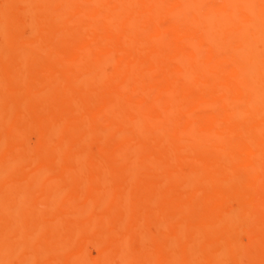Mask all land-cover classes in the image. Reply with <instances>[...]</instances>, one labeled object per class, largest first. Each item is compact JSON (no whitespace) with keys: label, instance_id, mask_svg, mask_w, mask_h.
Here are the masks:
<instances>
[{"label":"bare ground","instance_id":"1","mask_svg":"<svg viewBox=\"0 0 264 264\" xmlns=\"http://www.w3.org/2000/svg\"><path fill=\"white\" fill-rule=\"evenodd\" d=\"M5 1L6 2H2L3 5L6 3L5 6L0 9V24L2 23L1 21L5 22L7 24L6 28L12 29L14 32H8L9 34H13L11 36L9 35L8 39V36L6 37L7 34L3 31L5 34L4 38H7V40L4 39L5 41L0 40L1 44L7 43V45L3 47L7 48L10 45V49L13 50L11 53L21 52V55L22 53L25 54L24 50L26 49V45L28 44L30 47L27 48L31 49V45H36L38 43L37 37L41 35L40 33H43L42 35L44 36L40 39L41 41L44 40L46 48L44 46L42 48L43 50L45 49L44 52H47L48 57L54 60L59 56V61L63 57V59H65L64 62L70 64V66L68 65V68L63 67L65 68L64 70L60 69L59 66V70L56 65L60 64L57 62L58 58L54 60L56 64L52 62L42 64L40 61V63H37L34 59L33 61L37 64H32V66L30 65L31 60H28L30 64H26L27 67L30 65V68L28 67V69L25 68L26 70H22L23 64H20L21 67L19 66V68H16L18 63L13 65L11 60L10 63L15 68L12 69V67H9L11 70L8 69L7 75L9 74L10 78L7 79L12 83L10 86L7 84L9 87L8 89L7 85L5 86L6 83H0V85H2L1 87L5 86L7 89L5 90L0 87L5 91L0 95L4 98V100H1L0 97V104L3 101L2 106L0 105V126L2 124L8 125L9 122L8 124L4 122H6V120L8 121L10 117L14 115L13 112V115L10 117L8 114L14 111L15 108L23 102L26 104L25 102L27 100L31 101L30 96L36 95L37 99L38 94L41 96L47 89L51 90L53 87H51V84L55 82L54 79L58 78V76L59 78L60 76L64 78H61V80L66 79L68 83H73V88L71 89L69 85L66 86V83L63 81L65 83H63V86L66 87L63 88V93L65 94L68 90L69 92L71 91L70 93L72 94L68 92L66 93V97L61 96L62 99H59V95H57L60 102L57 104L58 107H56L57 105L54 106V108L56 107L58 109L56 110L55 108V111L59 114L61 113L60 118L61 115H63L66 117L65 119L61 118V120H59L58 118V120H53L50 117L48 118V116L44 117L42 115L37 119L38 121L33 123V121H28L25 119L26 117H24L22 119L24 122L21 120L19 122L22 123L17 124L18 122L16 121V125L11 123L12 125L10 124L8 126L11 127L5 132L0 128V207H13L18 203V206L15 207V209L19 208L17 216H26L27 221L29 218L28 222L20 221L18 223L15 228L16 232L12 233L9 237V243H7L4 238H7L6 235L8 230H13L14 224H9V226L3 220L4 218H0V264H5V257L8 254L16 255L19 264H22V260L25 261V264H144L143 260L140 261L144 256L143 254V256L140 255L141 252H143V245L142 251L140 252L139 250L140 253L136 252L134 255L132 251L129 254L123 255L122 249L119 250L117 248L120 246L118 241L121 242L120 244H123V240H120L121 238L123 239L125 235H122V233L117 234L119 231L114 232L113 227L110 226L115 222L124 224L122 219H124V217L127 218L128 210L126 211L123 208V210L120 211L123 204L126 205L124 202L125 199H122L123 204H121V198H124L131 188L127 187L128 185L126 182L131 179L132 176L130 178L127 174L129 171L131 172L130 169L134 167V154H136L137 158L138 152L135 153L134 150H138L140 147V149H143L148 146L149 149H152V152H150L151 154L148 152L150 154L148 157L145 155L147 153L144 154V156L147 157H145V162L143 156V161L142 159L139 161V158H137L139 164L141 166L143 165L144 171L146 169L144 164L147 168L148 165L158 166L162 171L164 169H170L172 163L168 164V161L170 162L171 159L168 160L171 156V154H169L170 150H173V155H175L176 152L178 156L177 159L179 162L174 159V163L176 161L178 164L181 163L179 167H176L177 163H175V165L172 163V165L175 166H173V170L176 168V171L170 169V171L164 172L167 175V172H170L168 176L173 175L177 180L174 182L175 185H172L169 189H166L167 187L165 185L166 190L162 188L164 181V177H161L162 172L160 173L161 176L159 175V180L152 179L150 182L151 179L148 175L146 177H149V180L141 177L139 182L135 180L138 183L135 184L137 189L134 188V186L132 188L136 189L139 194L137 195L135 191L134 193L131 191L132 193L130 192L129 194H131L132 197H138L139 195L142 197V195L145 196L147 194L149 199V196L152 195L151 198L154 199V205L152 204V206L151 203H149L151 207L147 203L149 205V207L147 205L148 208L146 207L148 212L153 211L152 213L154 214V212L159 213L158 211H163L165 208L167 209L170 202L176 198L178 200L183 197L181 193L186 190L184 188L186 185L185 182H190V184L194 182L192 185L189 184L191 187L187 184L192 191V188H196L202 183L203 176H206L204 174L211 172L208 175L212 176V178L210 177L209 179H211L212 182L217 181L218 184H220H217L218 187L235 184L236 187L231 189V191L236 189L235 192H228H230L231 195H233V192L235 193L233 196L236 199L237 205L234 210H231L232 208L230 207V211L229 207L225 204L226 202L219 197V193L223 194L225 190L223 189L221 192V189H219L220 191H217V197H219L218 202L216 200V204H211L212 206L207 205V207H205L208 208L210 206L208 209L211 211L216 206L215 209L217 212L212 210L215 213H208L213 214V218L214 215L217 217H224L222 218L224 220L225 217H231V220L236 217V222L239 216L248 213L254 214L257 219L259 217L261 221L260 224L257 225L258 227L255 226L256 228L254 231L252 230L253 232L247 233L248 235L250 234L248 241L251 240L252 242L253 240V242H259L261 243V247H264V0ZM23 1L30 4L29 6L31 9H28L29 6H25V3L24 6L26 8L22 7L23 5L20 4H23ZM18 2L21 3L17 4ZM16 4L18 5L17 9L14 8ZM19 6L24 8V11H22V9L20 12L18 11L19 13H15L19 9ZM25 9L32 12L30 13L29 11L28 15ZM12 10L13 12L15 11L13 16L15 15L16 17L19 14V18L20 16L22 17L21 20L19 18L16 19L20 21L19 25H21V28H18L19 22H16L15 17L12 16ZM21 12H26L22 14L25 17L26 15L29 17H26L27 19L23 18V16L20 15ZM23 19L27 21L25 22ZM41 21H45L47 25L45 24L46 27L44 31L41 29L43 32H40L41 30L38 29L40 32L39 35H37V33L34 34L37 38L35 39L37 43L35 44V42H33V37H30L32 39H25L21 31H24L26 27L32 30L33 26L39 24ZM24 22L25 24L22 25ZM34 22H36L35 25H33ZM1 26L0 28H2ZM3 32H1L2 36H0V38L3 37ZM44 32L46 34H44ZM29 40L31 42L30 44ZM39 43L41 44V42ZM39 43L36 45L37 47ZM40 48L38 50L39 52L41 51ZM0 49L2 51L4 50L2 48ZM28 50L26 49L27 52L30 51ZM8 52L9 51H7V53ZM30 53L31 52H29V54ZM1 54H3V52ZM1 54L0 56L3 57L6 53H4L3 56ZM116 54L121 56V59L119 58V61L116 60V63L113 62L117 64L115 65L116 74L112 76L113 78H108V80L105 76L106 74L104 75V69L108 66V57L114 56V58H116ZM9 55L12 54L9 53L6 56L9 57ZM6 56L1 59H7L8 57ZM13 56L16 57V53H14L12 57ZM43 56H45V54ZM49 59L44 62L51 61V59ZM7 60L9 61L10 59L8 58ZM110 61L112 60L110 59ZM1 64L4 65V63ZM5 64L4 66L8 67L7 63ZM62 65H64V63ZM115 66L113 64V67ZM24 67L26 66L24 65ZM21 76L30 78L29 83H23V85L21 83V86L18 84L20 81L16 83L17 79L19 80ZM1 78L3 79V77ZM110 80L112 81L110 82ZM57 82L55 83H57L58 86L61 85L59 81ZM55 86L56 85L53 87L54 89ZM82 88L84 91L81 90ZM60 90L61 87L56 91L60 92ZM2 92L3 91H1V93ZM4 94H6L5 97ZM46 94H44V96ZM40 101L41 100H39V102ZM41 102L44 103L43 101ZM49 103L50 102H48V104ZM56 103H58L57 100ZM37 104L39 103L37 102ZM27 105L24 106L27 107ZM44 105L46 104L44 103ZM39 106H41V104ZM39 106L38 108H41ZM43 107L42 104L41 109H43ZM29 108L34 109L32 105ZM37 109L35 107L34 110ZM3 110L5 111L2 112ZM39 110L40 109H38V111ZM16 111L17 110H15L14 113L18 116L19 114L17 115ZM45 112L48 113L47 110ZM56 112H54L55 115ZM23 113L25 114L24 111ZM52 114L50 113L49 115L51 116ZM91 121L99 123L97 128H93L96 129L93 131L95 133L93 137H95L94 139H96L98 143L93 139L91 140V142L93 141L92 143H97V145H91L93 147L95 146V149L99 146V143H102L105 144L103 148V153L105 155L109 153L114 154L116 151L114 149H112L113 151L109 149L111 144H113H110L111 140H113V138L114 140L118 138L120 139V144L126 142L125 145H119L117 143V147H119L116 150H120L116 152L117 154L119 153L117 157H112V155L109 154L108 160L104 159L106 161H102V158L97 157L98 159H96V154L93 153V148L89 145L88 147L91 148L85 147V149H77L76 142L78 143V139H76L74 143L70 137L72 135L69 133L73 132V134H76L74 131H79L87 122ZM123 133H125L124 141L119 137ZM146 133L148 134V139L152 141H146L144 144L147 138L145 135ZM51 135L58 137L54 139V136L51 137ZM155 135L157 137H155ZM88 136L87 134L86 137ZM153 136L154 140L158 138L161 140L153 141ZM83 138L85 137L83 136ZM137 141L141 142L138 143ZM131 142H137L140 146ZM130 144L134 145V150ZM126 145L130 146L131 150L127 149ZM191 145L194 148V155H191L192 157L189 156V154L188 156H184V152L188 151V147ZM26 146L28 148L31 147L29 150H32L26 151ZM137 146L139 148H137ZM135 147L137 149H135ZM21 150L24 151L22 152ZM126 151L127 153H125ZM128 153H132L129 159L133 162H129L131 160L128 159ZM60 154L63 158L59 156ZM57 155L61 158V160L58 159L59 162L62 163L61 165L59 164L60 167H58L57 171H54L50 169V163L54 160L56 161L55 157ZM132 156L134 158H132ZM93 157L96 159V166L99 164L101 167H104V169H101L104 171H101L103 175L95 173L93 175V171L91 170L92 176L91 173L84 172L86 175L89 174V176L87 177L85 175V177H83V173V175L79 174V171H83L81 170V165L85 159L90 158L92 161ZM138 161L135 162L134 165H138L139 168ZM104 163H107V165L105 164L106 166H103ZM130 165H132V167ZM147 170H149V168L146 169V171ZM158 172L156 174H159ZM175 174L179 175V178H188L184 182L181 178L177 179ZM75 175H82L79 178L77 177L78 180L75 185L74 182H72L73 186L71 184H68L67 187L66 185H64L65 187L62 186L64 182L62 183L61 180ZM153 175L155 174L153 173ZM153 175L151 174V176ZM163 175L165 176V174ZM189 177L191 178L189 179ZM127 178L129 179L127 180ZM155 178L156 177H154V179ZM199 178L201 183L198 182ZM188 179L190 181H188ZM209 179L204 178V180L207 181ZM66 181L68 180L66 179ZM224 182L225 184L222 186ZM193 185L197 186L194 187ZM68 186L71 187L68 188ZM125 186L129 189H125ZM188 187H186L187 190ZM100 188H105V190H102V192L104 191V195H101L103 193H101ZM197 189L198 188H196V190ZM190 190L187 191V193H191ZM126 192L127 194H125ZM192 194L193 193H191V195ZM12 195L19 196L18 198L20 200L16 203H12L10 201L12 198L9 200ZM127 196V198L130 197V195ZM175 196L176 198H174ZM210 197L212 196L210 195ZM148 198L146 202H152V200ZM185 198H187V202L184 200ZM185 198L183 197L182 199L184 201L181 200V202H186V204L191 203L188 196H185ZM17 199L15 201H17ZM143 199L144 198H142V201L144 202ZM206 199H208V197ZM211 199L212 198H210V200ZM100 200L103 201L102 204H99ZM140 200L141 199L138 201ZM193 200L194 198L191 201ZM181 202L179 204H182L184 209L185 204ZM116 204L118 207H120V205L122 207L118 208ZM111 205H115L119 209L118 211V209L114 207V209H117L115 211L118 213L114 212L115 215L113 214L111 218H108V220H111L112 224L109 223V225H111L105 227V223H102V221H100L101 219L99 220L101 223H95L97 217H95L94 212H107L112 215L113 212L111 211L114 209ZM188 206L190 205L188 204ZM204 206H206V204ZM150 207L152 211L149 209ZM131 208L133 209V207L129 209L131 210ZM141 208L137 209L142 212ZM184 210H186V207ZM227 210L232 214H227ZM207 211L206 209L205 211H201L203 212L200 214L202 216L198 215L196 212L197 218L198 216L202 217L201 220L203 223L202 221L199 222L200 217L198 218L199 220H197L199 222L198 224L194 222L196 216H193L195 213L192 214L195 219L188 223L187 227L193 234L194 232L195 234H199V232L202 233L203 231L201 232V230L205 229V226L208 225L209 219L212 218V216H210ZM99 212L96 214H99ZM123 212L125 214H123ZM11 215L13 219L16 214L14 213L13 215L12 213ZM203 215L205 217L204 219ZM69 217L73 219V222L69 223L66 229L63 224ZM102 220H104V218ZM126 220L124 219V221ZM142 223L143 221L141 223H136L138 227L133 225L132 229L134 228V230H136L141 227L143 233L140 229L138 234L140 235V232L142 233L141 235L143 237L140 235V238H144L143 240L141 239L142 242L146 241V243H149L147 241L148 236L152 238L153 233L151 232V228L155 226L150 224V222H145L143 223L146 226H144L146 228L145 230V228L142 227ZM65 229L66 231L64 232ZM121 229H124V234H126L125 228L122 227ZM130 229L127 232H131L132 230L130 231ZM169 230L163 229L162 233L163 231L170 233ZM81 231H85L86 233L82 234V238L79 240L78 237H80ZM120 232H122V230ZM224 232L226 231L224 230L223 233ZM63 233L64 235H62ZM159 234L160 233H158L157 238L160 242L163 240L161 242L163 249L160 243H154L159 245V249L155 246L157 251H154V256L156 255L157 258L166 259L170 256L168 252H170L172 248L169 250V245L173 240L170 235V237L167 236L169 237H166L169 240L167 244L168 241H166L167 239L164 240V234H162L161 237H159ZM193 234L191 238L187 240L188 242L186 241L187 244L185 247H180L183 250H178L177 255L173 253L176 257L178 256V260H182V264H188L191 259H198L200 257V253H198L197 256V249L193 247L195 246L193 242L198 241V235L195 237V234ZM244 234L243 236H248L245 231ZM126 235L128 236V234ZM227 236L225 238H227ZM127 238L129 237L124 238V243L129 240ZM234 239H232L233 242H235ZM220 240H222L221 237ZM223 241H220V243ZM238 241L241 243L240 239H238ZM116 243H118V246ZM197 243L199 245V242ZM65 244L68 246L67 249L64 248V246H66ZM115 245L117 248H115ZM234 245L231 247L233 248L232 251L229 249L230 247L228 245H222L223 247L226 246V249L216 254L217 257L220 256L218 258L214 256L216 259L212 258L213 261L210 260L211 264H224L223 260L225 258L223 259V256L225 257L227 254L237 257L238 261L241 256L234 255V249L238 248V245H235V247ZM166 246L169 247L166 248ZM227 246L230 253H227ZM91 249L98 253V255H96V260H92L94 258L92 257L93 255L91 256L90 254L92 252ZM261 249L264 255V249ZM89 250H91L89 253L90 256L87 255ZM129 251L131 250L129 249L128 252ZM181 251L182 253H180ZM111 252L112 258L109 255ZM104 255L107 257L110 256V259H103ZM228 255L226 258L230 257ZM195 256L197 257L195 258ZM152 257L153 256L150 258ZM250 258L251 257H249V259ZM240 260L238 264H246L244 262L246 260L242 262H240ZM251 261L253 262L250 264H264V256L257 259L256 262H254L255 259L252 260L251 258Z\"/></svg>","mask_w":264,"mask_h":264},{"label":"rangeland","instance_id":"2","mask_svg":"<svg viewBox=\"0 0 264 264\" xmlns=\"http://www.w3.org/2000/svg\"><path fill=\"white\" fill-rule=\"evenodd\" d=\"M2 2H6V1H5V0H4V1H1V0H0V6L2 5V6L0 7V9H2V7H4L5 4H6V3H5V4L3 5ZM19 3H21V2H18L17 4H19ZM24 3H25V2L23 1V4L21 3L20 5H23L22 7H25V6H29V5H30V4H28V3L26 2V3H25V6H24ZM17 4L15 5L16 7H14V8H16V9L18 8V5H17ZM22 7L19 6V9H18L16 12H15V11H14V12H15V13H19L20 10H22V9H23L22 11H24V8H22ZM25 8H26V7H25ZM28 9H31L30 6H29ZM28 9H25V10H26V12H27L28 15H29V11H30V10L28 11ZM14 10H15V9H14ZM18 11H19V12H18ZM14 12H13V10H12V16H13V14H15ZM26 12H24V13H26ZM31 12H32V11H30V13H31ZM22 13H23V12H21L20 15H22L23 18L27 19L26 17H29V16L26 15V14H25V15H26V17H25V16L23 15L24 13H23V14H22ZM13 17H15V15H14ZM17 18H19V14L15 17V20H16ZM19 19L21 20L22 17L20 16ZM19 19H18V20H19ZM1 20H2V19H1ZM23 20H24V19H23ZM24 21H25V20H24ZM26 21H27V20H26ZM26 21H25V22H26ZM1 22H2L3 24L1 23L0 26L2 25L1 27H2V28L4 27V28H3V29L0 28V36H2V35H1L2 33H1V32L5 31V34H7L6 37L8 36V39H9V35L11 36V35H13V34H9L8 32L13 33L14 30L9 29V28H6L7 24H6L5 22H3V21H1ZM16 22H19V23H18V26H19L18 28H21V25H19V24H20V21H17V20H16ZM25 22L22 23V25L25 24ZM36 22H37V21H36ZM36 22H34L33 25H35ZM43 22H44V25H45V24H46L45 21H41V22H39V24H40L41 27L39 26V24H36L35 26H33V29H32V30H31V28L28 29V28L26 27V28H24V31H21V32H23V34H24V36H25V39H28V38H30V37H33V39L30 38V39L33 40V42H35V39H37V38L40 40V41H39V40L37 39L38 43L41 42V44L39 43L38 47L36 46V45L38 44L37 42H35V44L37 43L36 45H34V46L31 45V46H32V47H31L32 50H31L30 48H27V47H30L28 44H27L28 46L26 45V49H27V50L29 49L30 51H29V50H28V51L31 52L30 54H29V52H27L26 49H25V50H24V51H25V54L22 53V55H21V52H20V53H18V52H14V53H16V57L13 56V57H14V58H13L12 55H13L14 53H11V51H13V50L10 49V45L8 44L9 47L4 48L3 46H4V45L6 46L7 43L5 42L6 44H1V42H0V44L2 45V46L0 45V48H2V49L5 50V51H4V50L2 51V50L0 49V50H1V51H0V54L3 52V54H1V55L3 56L4 53H6L3 57H5L6 55H8L9 53L12 54V55H9V57L6 56V57H8V58L10 59L9 61L7 60L8 58H7V59L5 58L6 60H5V59H1V58H3V57L0 56V60L2 61V62L0 61V78L3 77L4 80H7V81H8V82H7V81H4V80L1 78L2 80L0 79V80H1L0 83H1V82L6 83L5 86H6L7 84L10 86V84L12 83V82L10 83V82H9L10 80L7 79V78H10V77H9V74L7 75V71H8V69H10L11 67H12V69L15 68V67L12 66V64L10 63L11 60H12L11 62L13 63V65H14V64L16 65V64L18 63L16 68H19L20 64H21V65L23 64V65H22L23 68H21L22 70H24L25 68L28 69V67L30 68V65H32V64L34 65L36 62H37V63H40V62H41L42 64H48V63H50V62L55 63L56 61H54V60L57 59V58H58V59H57V60H58L57 62L60 63V64H56V63H55V64L58 66V69H59V66H60V69H63V70H64L65 68H68V67L70 66V64H68V63L66 64V62H64L65 59H63V57L61 58L63 61H62L61 59H60V61H59V58H60L59 56H57V58L54 57L55 59L52 60V58L48 57L47 52H46V53L44 52L45 49L43 50V48H42L43 46L45 47L44 40L41 41V39H40V38H41L42 36H44V35H42L43 33H40V32H43V31H44V29H45V27H46L47 24L44 26V25H43ZM4 23H5V25H4ZM37 25H38L39 27H38ZM42 26H43V27H42ZM22 27H23V26H22ZM29 27H30V26H29ZM4 29H5V30H4ZM38 29H39V30L42 29L43 31L41 30V31L39 32ZM6 30H7V31H6ZM22 30H23V29H22ZM30 30H31V31H30ZM12 31H13V32H12ZM34 31H35V32H34ZM33 32H34V33H33ZM32 33H33V34H32ZM36 33H37V35H39V33H40L41 35H39V36L36 38V36L34 35V34H36ZM5 34H4V32H3V37L0 38V40H4V39L7 40V38H4V35H5ZM44 34H46V33L44 32ZM21 35H22V33H21ZM53 37H54V36H53ZM5 40H4V41H5ZM9 41H10V40H9ZM9 41H8V42H9ZM2 43H3V42H2ZM30 43H31V42H30V40H29V44H30ZM40 45H41V46H40ZM46 45H47V44H46ZM33 47H35V48H37V49H35V48H33ZM40 47H41V48H40ZM39 48H40V50H41L42 52H41V51H40V52L38 51ZM45 48H46V47H45ZM6 50L9 51V52L7 53ZM34 50H35V52H34ZM37 51H38V52H37ZM26 52H27V53H26ZM33 53H34V54H33ZM35 53H36V54H35ZM23 54L26 55V56H24ZM32 54H33V55H32ZM44 54H45V56H43ZM46 54H47V55H46ZM46 56H47L48 58H47ZM49 56H50V55H49ZM43 57H44L45 59H44ZM115 57H116V58H114V56H113V57H112V56L108 57V61H107V62H108L107 65H108V66H106L105 69H104V75L106 74L105 76H106L107 79H108V78L111 79V77H112L114 74H116V69H115L116 66H115V65H117V64H115V63H116V60L119 61V58L121 59V56H119L118 54H116ZM12 58H13V59H12ZM16 58L18 59V61H17ZM29 58H30V59H29ZM49 58L51 59V61H47V62L45 63L44 61H46V60L49 59ZM109 58H110L112 61H110ZM34 59H35V60H34ZM38 59H39V60H38ZM40 59H41L42 61H41ZM50 59H49V60H50ZM13 60H14L15 62H14ZM28 60H29V61L31 60V64H30V62H29ZM33 60L36 61V62H34ZM37 60H38V61H37ZM66 60H67V59H66ZM113 60H115V61H113ZM39 61H40V62H39ZM8 62H9V65H8ZM28 62H29V63H28ZM32 62H33V63H32ZM68 62H69V61H68ZM109 62H112V63H109ZM113 62H115V63H113ZM1 63H4V65H6L5 63H7V66H8V67H5V66H4L3 64H1ZM26 63H27V64H30V65H28V67H27V64H26ZM37 63H36V64H37ZM61 63H62V64L64 63V65H62ZM70 63H71V62H70ZM113 64H114L115 67H113ZM24 65H25L26 67H24ZM33 65H32V66H33ZM68 65H69V66H68ZM71 65H72V64H71ZM1 66H4V67H1ZM9 67H10V68H9ZM20 67H21V66H20ZM63 67H65V68H63ZM4 68H5V69H4ZM26 69H25V70H26ZM60 69H59V70H60ZM4 70H6V71H4ZM10 70H11V69H10ZM105 71H106V73H105ZM1 72H2V73H1ZM4 72H5V73H4ZM8 73H9V72H8ZM4 75H5V76H4ZM6 75H7V77H6ZM105 76H104V77H105ZM4 77H5V78H4ZM114 77H115V76H114ZM61 78H63V77L60 76V78H59V76H58V78H56L57 80L54 79L55 82L59 81V84H61V85H59V86H58V84H57L58 82L55 83V82L52 81L53 84H51V87H52V86L54 87V85H56V86H55V89H54L53 87H52L53 89L50 87L51 90L47 89V90L45 91L47 94H46L45 92H43V94H41V96L38 94L39 96L37 95V99H36V95H32V96H30V97H31V101H30V100H29V101L27 100L28 102L26 101V102H25L26 104H24V102H23V103L21 104V105H23V106L19 105L17 108H15V110H17V111H16V112H17V115L19 114L18 116H16V114L14 113L15 110H14V111H11V112H10L11 114L9 113L8 116L10 117L11 115H13V114H14V115L11 116L10 119H9V117H8L9 120H8V121L6 120L7 123L4 122L5 124H8V122H9L8 125H4V124H2V125L0 126V128H2V131L5 132V131H7V129L9 130V128H10L11 126H10V127H8V126H9L11 123H12V124L14 123V124L16 125V121H17V122H18L17 124H19V123H20L19 121H21L24 117H26L25 119L28 120V121H31V122L33 121V123H34L35 121H38L37 119H39L40 116H42V115H43L44 117H47V116H48V118L50 117V118L53 119V120H58V118H59V120H61V118H64V119H65L66 117H64L63 115H61V118H60V114H61V113L59 114L58 112H56V111H55V108L58 107L57 104H59V102H60L59 99H62L61 96H62V97L65 96V97H66V93L69 92V91L67 90L65 94L63 93V91H64L63 88H66V87L63 86V83L65 82V83H66V86H68V85L71 86V89L73 88V83H71V82L68 83V81H67L66 79H65V80H61ZM106 78H105V79H106ZM112 78H113V77H112ZM27 79H28V81H27ZM63 79H64V78H63ZM107 79H106V80H107ZM109 79H108V80H109ZM22 80H23L24 82H23ZM29 80H30V78L25 77V76H21V77H19V80L17 79L16 83H18V81H20L18 84L20 85V84L22 83V85H23V83H25V84H26V83H29ZM26 81H27V82H26ZM63 81H64V82H63ZM111 81H112V80H110V82H111ZM106 82H107V81H106ZM65 83H64V84H65ZM107 83H108V82H107ZM8 85H7V89L9 88ZM1 86H2V85H0V87H1ZM3 86H4V85H3ZM5 86H4V87H1V88H4L5 90H7ZM20 86H21V85H20ZM57 86H58V87H57ZM23 87H24V86H23ZM60 87H61L60 92H59V91H56V90L60 89ZM1 88H0V89H1ZM56 88H57V89H56ZM65 90H66V89H65ZM81 90L84 91L83 88H82ZM1 91H3V92L1 93ZM51 91H52V93H51ZM61 91H62V92H61ZM4 92H5V91H4L3 89H1V90H0V95H2ZM55 92H56L57 94H56ZM70 92H71V91H70ZM70 92H69V94H72V93H70ZM53 93H55V94H53ZM44 94H46V95L44 96ZM61 94H64V95H61ZM5 95H6V94H4V97H5ZM55 95H56V96H55ZM57 95H59V99H58V96H57ZM67 95H68V94H67ZM42 96H43V97H42ZM0 97H1V96H0ZM32 97H34V98H32ZM44 97H45V98H44ZM38 98H39V99H38ZM5 99H6V98H5ZM29 99H30V98H29ZM45 99H46V101H45ZM1 100H4V98L1 97ZM1 100H0V101H1ZM7 100H8V99H7ZM39 100H41V101H43V102L45 101L44 103H45L46 105H44V103H42L41 101L39 102ZM56 100H57L58 103H56ZM51 101H52V102H51ZM2 102H3V101H2ZM2 102H1V104H0L1 106H2ZM37 102H38L39 104H37ZM48 102H50V103L48 104ZM27 103H28V105L31 104V105L33 106L34 109H35V107H36V109H37L38 106H39L40 104H41V106H39V107L42 108V104H43L44 107L46 106L45 109L47 108L46 110H47L48 113L45 112L46 110L44 109V107H43V109L38 108V109H40L41 111H40V110L38 111V109H37V110L30 109L29 107H30L31 105L28 106ZM55 103H56V104H55ZM50 104H51V105H50ZM54 104H55V105H54ZM24 105H25V106L27 105V107H25ZM47 105H48L49 107H48ZM56 105H57V106H56ZM20 106H21V107H20ZM50 106H51V107H50ZM54 106H56V107L54 108ZM24 107H25V108H24ZM52 107H53V108H52ZM18 108H21V109L23 108L22 110L25 112V114L23 113V111H22L21 109H18ZM25 109L27 110V112H26ZM33 110H34V111H33ZM43 110H45V111H43ZM56 110H58V109L56 108ZM4 111H5V110H3L2 112H4ZM19 111H20V113H19ZM21 111H22V112H21ZM0 112H1V111H0ZM12 112H13V114H12ZM39 112L42 113V114H40ZM54 112H56V115H55ZM21 113H23L24 115H23V114L20 115ZM44 113H45L46 115H45ZM50 113H51V114L53 113L51 116H53V115H55V116L51 117V116L49 115ZM0 114H1V113H0ZM67 116H68V115H67ZM20 117H21V118H20ZM41 118H42V117H41ZM54 118H55V119H54ZM12 119H13V120H12ZM62 120H63V119H62ZM12 121H13V122H12ZM22 121L24 122V120H22ZM92 122H93V123H92ZM21 123H22V122H21ZM21 123H20V124H21ZM90 123H91V125H90ZM12 124H11V125H12ZM98 124H99V123L96 122V121H95V122H94V121L87 122V123L85 124V126H84L85 128L82 127V128H81L82 130H81V129H80L81 131L79 130L80 132H79L78 130L74 131V133H76V134H73V132H70L69 134L72 135V136H70V135H69V136L72 138V141H74V143L76 142V139H78V140H77L78 143L76 142V144H77V149H80V148H81V149H85V147H86V148H91V147H92V148H93V153L96 154V156L94 155V156L96 157V159H98V158H102V161H103L104 159L108 160V155H109V154H111L112 157H113V156H114V157H115V156L117 157V156L119 155V153H118V154L116 153V152L118 151V150H116V149L119 147V146L117 147V145H118V144H119V145H123V144L125 145V143H126V142H125V143L123 142V144H120V139H118V138H115L116 140H114V138H113L114 141L111 140V142H110V144H111V143H113V144H111L112 148H111V146H110L109 149H110V150L114 149V150L116 151L114 154H113V153H109V154L105 155V154L103 153V148H104V145H105V144L99 143V146H98L96 149H95V146H94V147L91 146V145H94V144L97 145V143H98V141H96V139H94L95 137H93L94 134H95L93 131L96 130V129H93V128H97ZM93 125H94V126H93ZM5 126H7V127H5ZM86 126H87V127H86ZM84 129H85V130H84ZM0 130H1V129H0ZM55 131H56V130H55ZM89 131H90V132H89ZM53 132H54V131H53ZM81 132H82V133H81ZM91 132H92V133H91ZM56 133H57V131H56ZM90 133H91V135H90ZM0 134H1V131H0ZM78 134H79V135H78ZM81 134H82V135H81ZM87 134L89 135V136H88L89 138L86 137ZM124 134H125V133H123L122 135L119 136L121 139H123V141L125 140V139H124V138H125ZM55 135H56V134H55ZM57 135H58V133H57ZM75 135H76V136H75ZM145 135L147 136V138L145 137L146 140H145L144 144L146 143V141H148V142L152 141L151 139H148V134H147V133H146ZM149 135H150V134H149ZM156 135H157V134H156ZM156 135H155V137H157ZM53 136H54V135H51V137H53ZM73 136H74V137H73ZM78 136H79V137H78ZM83 136H84L85 138H83ZM151 136H152V135H151ZM57 137H58V136H57ZM57 137L54 136V139L57 138ZM74 138H75V140H74ZM142 138H143V136H142ZM150 138H151V137H150ZM160 138H161V137H160ZM79 139H80V140H79ZM84 139H85V140H84ZM92 139L95 140L97 143H96V142L92 143V142H93V141L91 142ZM140 139H141V138H140ZM143 139H144V138H143ZM152 139H153V141L161 140V139H159V138L156 139V140H154V136H153ZM80 141H81V142H80ZM116 141H118V142H116ZM141 141H142V139H141ZM141 141H139V142H141ZM127 142H128V141H127ZM137 142H138V141H137ZM137 142H136V143L134 142V143H135V144H138L139 142H138V143H137ZM32 143H33V142H32ZM90 143H91V144H90ZM117 143H118V144H117ZM128 143H130V142H128ZM128 143H127V144H128ZM131 143H133V142H131ZM134 143H133V144H134ZM30 144H31V142H30ZM114 144H115V145H114ZM88 145L91 146V147H88ZM130 145H131L132 149L134 150V148H133L134 145H132V144H130ZM135 146H136V145H135ZM138 146H140V144H138ZM138 146H137V148H139ZM191 146H192V145H191ZM191 146L188 147V149H189L188 151H185V152H184V154H183L184 156H185V155L188 156V154H189V156L194 155V148H193V146H192V148H191ZM26 147H27V146H26ZM114 147H116V148H114ZM143 147H144V146H143ZM148 147H149V146H148ZM148 147L143 148V149H140V148H141V147H140L138 150H134L135 153L138 152V153H137V158H139V161H141L142 156H143V157H144V162H145L146 158H147L148 156H150V154H151L150 152H152V151H151L152 149H149ZM29 148H31V147H29ZM29 148L27 147L26 151H31V150H32V149L29 150ZM126 148L131 150L130 146H128V145H126ZM137 148L135 147V149H137ZM94 150H95V151H94ZM97 150H98V151H97ZM149 150H150V151H149ZM192 150H193V151H192ZM21 151H22V150H21ZM23 151H24V150H23ZM23 151H22V152H23ZM112 151H113V150H112ZM119 151H120V150H119ZM119 151H118V152H119ZM127 151H128V150H127ZM127 151H126L125 153H127ZM142 151H143V152H142ZM148 152H149L150 154H149ZM120 153H121V152H120ZM129 153H130V152H129ZM129 153H128V154H129ZM145 153H147V154H149V155H147V154H145ZM185 153H186V154H185ZM97 154H98V156H97ZM123 154H124V152H123ZM138 154H139V155H138ZM144 154H145L147 157L144 156ZM169 154H171V156L168 158V160H169L170 158H171V159H170V162L168 161V164L171 163V162L174 163V159H175V160H178V159H177L178 156H177V153H176V152H175V155H173V150H170V151H169ZM62 155H64V154H62ZM125 155H126V154H125ZM130 155H132V153L128 155V156H129L128 159L131 158ZM59 156L61 157V154H60ZM59 156H58V155L56 156V157H58V158L55 157L56 161L54 160L52 163H50V164H51V165H50V167H51L50 169H51V170H54V171L56 170V171H57L58 167H60L59 164L61 165L62 162L60 163L58 159L61 160V158H63V156H62L61 158H60ZM64 156H65V155H64ZM99 156H100V157H99ZM106 156H107V158H106ZM134 156H135V160H136V159H137V158H136V154H134ZM176 156H177V157H176ZM95 157H93V160H92V161H91L90 158L85 159V161L83 162L84 164L82 163V165H81V166H82V169L80 168V169L83 170V171H82V172L79 171V172H80L79 174H82V173H83V174H84L83 177H85V175H86L85 173H87V172H88V173H91V172L93 171V172H92L93 175H94V173H95V174H98V175H100V174L103 175L102 172H104V171L101 170V169H104V167H101L98 163H97V164H98L101 168H100L98 165H97V166L95 165V164H96V163H95V161H96ZM97 157H98V158H97ZM104 157H105V158H104ZM145 157H146V158H145ZM174 157H175V158H174ZM191 157H192V156H191ZM132 158H134V157L132 156ZM113 159H114V158H113ZM87 160H88V161H87ZM100 160H101V159H100ZM106 160H104V161H106ZM115 160H116V158H115ZM129 160H131V159H129ZM135 160H134V162H133L132 160L129 161V162H133V166H134V167H132V165H130V166L132 167L131 169L129 168L130 166L128 167V168L131 170V172H130V171H129V172L127 171V172H128L127 176L129 175L130 178H131V176H132V178H131L132 180L129 179V178H127V180L129 179V180H128L129 182H128V181L126 182V184L128 185V186L126 185L127 187H129V188L131 187V188H132V187L134 186V188H136V187H135V184H138L137 182H139L140 177H141V178H144V179L146 178V180H149L148 178L150 177V179H151L150 182L152 181V179H153V180H159V178H160V176H161V174H160L161 172H162V176H161V177H164V178H163L164 181H163V184H162V188H164V190L169 189L172 185H175L174 182L177 181V180L175 179V176H173V175L168 176V175H170V172H167L168 175H167L166 173H164V172H166V171H170V169L173 170V166L175 165V163H177V164H176V167H179V166L181 165V163L178 164L179 160H178V162L176 161V162L174 163V165H172V163H171L170 169L168 168V169L166 170V169L163 168V169H164L163 171L160 170V169L158 168V166H149V165H148L149 170L146 171V169H148V168H147V166H146L145 164H144V166L146 167V169H145V171H144V169H143V167H142L143 165L141 166V165L139 164L138 159H137L136 161H135ZM62 161H63V160H62ZM137 161H138V164H139V168H138V165H137V166L134 165V163L137 162ZM142 161H143V159H142ZM93 162H94V164H93ZM140 163H142V162H140ZM101 164H102V163H101ZM105 164L107 165V163H104L103 166H106ZM136 164H137V163H136ZM87 165H88V166H87ZM150 165H151V163H150ZM93 166H94V167H93ZM167 166H168V165H167ZM90 167H91L92 169H91ZM98 167H99V168H98ZM151 167H153V168H151ZM174 167H175V166H174ZM84 169H86L87 171L84 170ZM129 169H128V170H129ZM150 169H151V170H150ZM155 169H156V171H155ZM91 170H92V171H91ZM96 170H97V171H96ZM142 170H143V171H142ZM157 170H158L159 172H158ZM174 170L176 171V168H174ZM174 170H173V171H174ZM101 171H102V172H101ZM84 172H85V173H84ZM99 172H100V173H99ZM134 172H135L136 174H135ZM157 172H158L159 174H156ZM207 172H209V171H207ZM92 173H91V176H92ZM142 173H143V174L145 173V174L143 175ZM146 173H147V174H146ZM153 173H154L155 175H153ZM171 173H172V171H171ZM175 173H176V172H175ZM204 173H205V172H204ZM210 173H211V172H209V173H205V174H204V175H206V176H203L202 183H201V180H200V178H201L202 176L199 178L200 181L198 180V182L201 183V184H199L200 186H199L198 183H197V185H198L199 187H198L197 185H195V186L193 185L194 187L197 186L196 188H198L197 190H196V188H192V191L195 190L196 192H195V191L192 192V191L190 190V187H191L190 185L194 184V182L191 183V184H190V182L187 183V182H185V180H186L188 177L185 178V179H183V178L180 177L181 180L183 179L182 181H184V182L186 183V185L184 184V185H185L184 188L186 189V190H185L186 193H185V191H183L181 194H182V196H183L184 198H185V196H186V197H187V196L189 197L191 203H188V204H189L190 206H188V204H186V202H187V201H186L187 198L184 199L186 202H181V200H183V199H182L183 197L181 196L182 198H181V199H178V200H180V201H178L177 198H176V196H175L174 198H176V199H174V200H176V201L173 200V201H172L173 203L170 202V204L173 206V208H172V206L169 204V206L167 207V209L165 208L166 211H165V210H163V211L161 210V211H158L159 213H157V212L155 213V212H154V214L157 216V217H156V216L152 213L153 211H152V208H151V207L154 205V204H153L154 199L151 198L152 195L149 196L150 199L148 198V195H147V194H146L147 196H146V195H145V196L142 195V197H141V196L139 195L138 197H136V196H135V197H132L131 194H129L131 191H132L133 193H134V191H135L137 195L139 194V192L136 191L137 188H136V189H134V188L131 189V188H130L129 193L127 194V192H126L125 194L130 195L131 198H130V197L127 198V197H128L127 195L124 196V198H123V197L121 198V204H123L122 201L125 199L124 202H125L126 205L123 204V207H122V206L119 204L120 207H122V209H121L120 207H118V205H117L118 203L116 204L117 207L120 208V211H122L123 208H124L126 211L128 210V212H127V216H126L127 218H125V217L123 216L125 220L127 219V220H126L127 222L124 221V219H122V222H124V224H122V223L120 224L119 222H118V223L115 222L116 224H115V223L112 224V223H111V220H110V219L108 220V218H111V216H113L114 212H116L115 210L118 209L115 205H114V206L111 205L113 209H114V207L117 208V209H114L113 211L110 210L111 212H113L112 215H111V213L108 214L107 212H105L106 214H105L104 212H99V211H97V212H99V214H96L97 212H94L95 217H97V219L95 218L97 221H96V220H94V221H96L95 223H98V222L101 223L100 221H102V223L104 222L105 225H104V224H103V225H104L105 227H106V226L109 227V226L112 224V226H110V227H113L114 232H117V231L120 232V231L122 230V232H120V233L117 232V234H121V233H122V235H125L124 238L129 237V238H127V239H129V240L126 241L125 243H124V241H125L124 238H123V239L121 238L120 241L123 240V244H120L121 242L118 241V243H119V245H120V246H118V243H116V245L118 246V248H117V246L115 245V248H117V249H119V250L122 249V254H123V255H124V254H129V253H131L132 251L134 252V255H135L136 252L140 253V252L142 251L141 249L144 247V248H145V249L143 248V252H144V253L141 252V254H140V255L143 254L144 256H143V255H142L143 257H142V256H139V257H142L140 261L143 260V263H144V264H150V263H151V264H153V263H154V264H179V263L182 264V260H180V259L178 260V258H177L178 256L176 257L175 255H177L178 250L180 251V249H182V248L185 247V245H186L187 242H188L187 240H189V239L191 238L192 234H193V233L188 229V227H187V224H188V223L194 221L195 217L193 218V216H194V215L196 216L197 214H198V215L202 214L203 212H201V211H203V210L205 211V209L208 210L207 213H208V212H212V213H213L214 211H212V210H215V212H217V210L215 209L216 206H215V208L212 209L211 211L208 209L210 206H209L208 208H205V207H207V205H211V204L214 205V204H216V200H217V202H218L219 197H220V199H223L224 202H226L225 204H226V206L229 207V210H230L231 208H232L231 210H234L235 207H236V205H237V204H236V203H237V202H236V199H235V197L233 196V195H235L234 192H235L236 189H235V190H232V191H234V192L232 193L233 195H231V193H230V192H232L231 189H233V187H236L235 184H233V185L229 184V185L227 186V185H224V184H225V182H224V183H222V186L224 185L225 187H224V186H223V187H221V186L218 187V185H220V184H218L217 181H215V182L213 181V182H212L211 179H209L210 177L212 178V176H209V175H208V174H210ZM83 174H82V175H83ZM138 174H139V175H138ZM141 174H142L143 177L141 176ZM151 174H152L153 176H151ZM163 174H165V176H164ZM173 174H174V172H173ZM82 175H80V176H82ZM147 175H148L149 177H146ZM157 175H158V176H157ZM159 175H160V176H159ZM166 175H167V177H166ZM175 175L177 176V177H176L177 179H180V178L178 177L179 175H177V174H175ZM80 176L75 175V176H72V177H68V178H66L68 181H66V179H65V180H61L62 183H63V182H64V183L62 184L61 181H60V183L62 184V186L66 185V187H67L68 184H69V185L71 184V185L73 186L72 182H74V185H75V184H76V181L78 180V178H79ZM86 176L88 177L89 174L86 175ZM96 176H97V175H96ZM208 176H209V177H208ZM77 177H78V178H77ZM137 177H138L139 179H138ZM154 177H156V178L154 179ZM165 177H166L167 179H166ZM206 177L209 179L208 181L211 183V185H210V183H209L207 180H204V178L207 179ZM72 178H73V179H72ZM190 178H191V177H189V179H190ZM133 179H134V180H133ZM189 179H188V181H190ZM135 180H136L137 182H136ZM141 180H142V179H141ZM143 181H144V180H143ZM169 181H170V182H169ZM179 181H180V180H179ZM194 181H195V180H194ZM131 182H132V183H131ZM145 182H146V181H145ZM148 182H149V181H148ZM172 182H173V183H172ZM184 182H183V183H184ZM195 182H196V181H195ZM216 182H217V183H216ZM165 183H166V184H165ZM206 183H207V185H206ZM214 183H215V184H214ZM230 183H231V182H230ZM131 184H132V185H131ZM187 184H188V185L190 184V185H189L190 187H188ZM195 184H196V183H195ZM217 184H218V185H217ZM164 185H165L167 188H166ZM126 186H125V189L127 188ZM216 186H217V187H216ZM64 187H65V186H64ZM69 187H71V186H68V188H69ZM137 187H138V186H137ZM186 187H188V190H187ZM227 187H228V188H227ZM129 188H127V189H129ZM165 188H166V189H165ZM199 188H200V189H199ZM201 188H202V189H201ZM215 188H216V189H215ZM100 189H101V188H100ZM103 189L105 190V188H103ZM103 189H101V193H103V194H101V195H104V191L102 192ZM212 189H213V190H212ZM219 189H221V192H222L223 189H224V190H225V193H223V194H222V193H219L220 195H219V197H217V195H218V194H217V191L219 192V191H220ZM164 190H162V191H164ZM182 190H183V189H182ZM189 190H190L191 193H193L192 195H191V193H187V191H189ZM198 190H199V191H198ZM226 191H227V192H226ZM228 191H230V192H228ZM132 192H131V193H132ZM137 192H138V193H137ZM228 193H229L230 195H229ZM187 194H188V195H187ZM194 194H195V195H194ZM212 194H213V195L215 194L216 196L214 195V196H215V197H214ZM221 194H222V195H221ZM134 195H135V194H134ZM134 195H133V196H134ZM184 195H185V196H184ZM203 195H204V196H203ZM210 195H211L212 197H210ZM195 196H196V197H195ZM221 196H223V197H221ZM229 196H230L231 198H230ZM16 197L18 198L19 196H16V195L14 196V195H12V196L9 198V200L12 198L10 201H11L12 203H14V202L16 203V202H18V201L20 200L19 198L17 199ZM101 197H102V196H101ZM139 197H140V198H139ZM179 197H180V196H179ZM207 197H208V199H206ZM213 197H214V198H213ZM15 198L17 199V201H15V200H16ZM126 198H127V199H126ZM142 198H144L143 200H144L145 203L142 201ZM147 198H148L149 200H152V202L149 201V200H148L149 202H146V199H147ZM193 198H194V200L191 201ZM198 198H199V199H198ZM201 198H202V199H201ZM210 198H212L213 200H212V199L210 200ZM215 198H217V199H215ZM122 199H123V200H122ZM131 199H132V200H131ZM135 199H136L137 202L135 201ZM139 199H141V200L138 201ZM214 199H215V200H214ZM231 199H232V200H231ZM12 200H13V201H12ZM184 200H183V201H184ZM196 200H197V201H196ZM205 200H206V202H205ZM200 201H202V202H200ZM102 202H103V201L100 200V201H99V204H102ZM118 202L120 203L119 200H118ZM138 202H141V203H138ZM174 202H178V203H174ZM180 202L183 203V204H185V205H184V209H185V207H186V210L183 209L182 204H179ZM193 202H194V204H193ZM109 203H110V201H109ZM143 203H144V204H143ZM147 203H148V204L151 203V205L153 204L152 206L149 204V205L151 206L149 209H151L152 212H148V209H147V208L149 207V205H148ZM207 203H208V204H207ZM230 203H231V204H230ZM16 204H17V205H16V206H13V207H12V206H2V207H0V218H4L3 220H4L8 225H9V224H12V225L14 224L13 230H12V231H11V230H8L7 235H6L7 238H6V239L4 238V240L7 241V243L10 242V241H9V237L12 235V233H15V232H16V231H15V228L17 227L18 223H19L20 221H21V222H28V221H29V218H28V221H27L26 216H24V217H22V216H21V217H18L19 215L17 216V213H18V209H19V208H16V209H15V207L18 206V203H16ZM110 204H111V203H110ZM135 204H136V205H135ZM173 204H174V205H173ZM198 204H199V205H198ZM205 204H206V206H204ZM12 205H15V204H12ZM129 205H130V206H129ZM133 205H134V206H133ZM142 205H143V206H142ZM145 205H146V206H145ZM147 205H148V207H147ZM179 205H180V206H179ZM128 206H129V207H128ZM136 206H137V207H136ZM211 206H212V205H211ZM233 206H234V207H233ZM108 207H109V206H108ZM130 207H133V209L131 208L132 211L129 209ZM134 207H136V208H134ZM141 207L144 208V209L147 210V211H145V210L142 209ZM146 207H147V208H146ZM181 207H182V208H181ZM203 207H204L205 209H204ZM230 207H231V208H230ZM110 208H111V207H110ZM127 208H128V209H127ZM137 208H138V209L141 208V211H142V212H140V210H138ZM178 208H179V209H178ZM187 208H188V209H187ZM194 208H195V209H194ZM212 208H213V207H212ZM192 209H194V210H192ZM210 209H211V208H210ZM191 210H192V211H191ZM229 210H227V214L231 213V212H230L231 210H230V211H229ZM118 211H119V209H118ZM19 212H20V211H19ZM139 212H140V213H139ZM145 212H146V213H145ZM196 212H197V214H196ZM215 212H214V213H215ZM12 213H13V215H14V213L16 214V215H14L15 217H14L13 219L11 218V216H12L11 214H12ZM101 213H102V214H101ZM103 213H104V214H103ZM116 213H118V212H116ZM129 213H130V214H129ZM193 213H195V214H193ZM123 214H125V213L123 212ZM134 214H135V215H134ZM138 214H139V215H138ZM192 214H193V216H192ZM205 214H206V213H205ZM208 214H210V216L213 215V214H211V213H208ZM217 214H218V213H217ZM231 214H232V213H231ZM248 214H249V213H248ZM248 214H245V215H241V216H239L237 222H236V220H235V219H237L236 217H235V218H232V220L230 219L231 217H230V218L225 217V220H224V219H222V218H224V217H217V216H215V215H214V218H213V216H212V218H210V219L208 218V219H209L208 225H206V226H205V229H203V227H204V225H205V224H204L203 227H202L203 230L200 229L201 232L203 231L202 233L199 232V234H201V235H199L198 233L195 234V232H194L195 237H196V235H198V241L193 242V243H195V244H193V245H195V246H193V247L197 249V252H196V255H197V256H198V253H200V254L202 253V254H201V255L199 254L200 257H199L198 259L196 258L197 256H195L196 259H191V261H189V262L192 263V264H193V263H194V264H211V261H213L212 258H213V259L218 258L220 255L217 257L216 254H219V252H223V251H222L223 249H226V248H225L226 246L223 247L222 245L225 244V245H228V246L230 247L231 242H232L231 247H233L232 245H234V244H235V245H238V246H237L238 248H237V249H234V251H235V253H236V254L234 253V255H236V256H237V255H238V256H241V257H239L241 260L238 259V261L240 260V262L246 260L247 262H246V261H244V262H245L246 264H247V263L250 264V263L253 262V261H251V258H252V260L255 259L254 262H256L257 259H259L260 257H263L264 255L262 254L263 251H262L261 248L264 249V247H261V245H260L261 243H259V242H256V241L253 242V240H252V242H251V240H250L251 238L249 239L250 241H248V237H250V234H249V235L247 234V233H250L252 230L254 231V229L256 228L255 226H257L258 224H260L261 219H259L258 216H257V217H258V219H257L256 216H255L254 214H249V215H248ZM96 215H97V216H96ZM100 215H101V216H100ZM105 215H106V216H105ZM107 215H108V216H107ZM114 215H115V214H114ZM206 215H207V214H206ZM206 215H205V216H206ZM99 216H100V217H99ZM134 216H135V217H134ZM160 216H161V217H160ZM200 216H202V215H200ZM200 216H198V218H199ZM228 216H229V215H228ZM232 216H233V215H232ZM247 216H248V217H247ZM106 217H107V218H106ZM176 217H177V218H176ZM207 217H208V216H207ZM19 218H20V219H19ZM103 218H104V220H105V219H107V220L104 221V220H102ZM134 218H135V219H134ZM141 218H142V219H141ZM160 218H161V219H160ZM164 218H165V219H164ZM198 218H197V216H196V219H195V221H194V222H196L197 224H198L200 221H202V220H201L202 217H200V220H199ZM204 218H205V217H204V215H203V219H204ZM226 218H227V219H226ZM246 218H247V219H246ZM255 218H256V219H255ZM100 219H101V220H100ZM140 219H141V220H140ZM252 219H253V220H252ZM99 220H100V221H99ZM197 220H199V222H198ZM210 220H212L213 222L210 221ZM256 220H257V221H256ZM4 221H3V222H4ZM67 221H68V222H67ZM67 221L63 224L64 227H66L69 223H72V222H73V219H72L71 217H69V219H67ZM108 221H109V222H108ZM142 221H143V223H145V222H148V223H149V222H150V224H153V226H155V227H152V228H151V232L153 233L154 236L152 235V238H149L150 236H148V239L145 238V239H147V241H148L149 243H146L145 240H144L145 242H142V240H143L144 238H143V239L140 238V237L142 236L141 234L143 233V230L141 229V227H140V229L142 230V231H141L142 233L140 232V235H141V236L138 234L139 231H140L139 228H137L136 230H134V228L132 229L133 225H134L135 227H138L136 223H138V222L141 223ZM242 221H243V222H242ZM106 222H107V223H106ZM131 222H132V223H131ZM134 222H135V223H134ZM6 223H5V224H6ZM109 223H111V224L109 225ZM143 223H142V227L145 228L146 226H145ZM202 223H203V221H202ZM210 223H211V225H210ZM5 224H3V225H5ZM65 224H66V225H65ZM223 224H224V225H223ZM63 225H62V227H63ZM95 225H96V224H95ZM128 225H129V226H128ZM139 225H140V224H139ZM173 225H174V226H173ZM9 226H10V225H9ZM117 226H118V228H117ZM125 226H126V227H125ZM144 226H145V227H144ZM162 226H163V227H162ZM119 227H120V228H119ZM122 227L125 228V231H126L125 233L128 234V236H127L126 234H124V229H121ZM171 227H172V228H171ZM232 227H233V228H232ZM257 227H258V226H257ZM128 228H129V229L131 228L130 231L132 230L133 232H132V231H131V232H127V231H129ZM169 228H170V230H169ZM243 228H244V229H243ZM66 229H67V227H66ZM66 229L64 230V232L66 231ZM85 229H86V228H85ZM85 229H84V230H85ZM116 229H117V230H116ZM120 229H121V230H120ZM127 229H128V230H127ZM138 229H139V230H138ZM163 229H168L170 233H168V232H166V231H165V232L163 231V233H162V230H163ZM226 229H227V230H226ZM115 230H116V231H115ZM145 230H146V228H145ZM145 230H144V231H145ZM155 230H156V231H155ZM197 230H198V229H197ZM221 230H222V231H221ZM224 230L227 232V234H226V232L223 233ZM228 230H229V231H228ZM85 231H86V230H85ZM85 231H83V232L81 231V235H79L80 237H78L79 240L82 238V234H85V233H86ZM230 231H231V232H230ZM244 231L246 232V235H248V236H243V235H245V234H244ZM253 231H252V232H253ZM62 232H63V228H62ZM145 232H146V231H145ZM221 232H222V233H221ZM241 232H243V233H241ZM129 233H130V234H129ZM158 233H160V234H159V237H161L162 234H164V235H163V236H164V240H166V239L169 238L170 236H171V239L173 240V241L171 242V244L169 245V246H170L169 250L172 248V249H171L172 251H171V250H170V252L167 251L168 254H169L170 256H168L166 259L160 258L159 256H158L159 258H157L156 255L154 256V254H155V252L157 251V249H159V247H158L159 245H156V244H159V243H160V246H161V248H162L161 242H162L163 240H162L161 242L158 241V238H157V237H158ZM167 233H168V234H167ZM191 233H192V234H191ZM228 233L230 234V236L233 234V235H232L233 237H232V236L230 237ZM240 233H241V234H240ZM144 234H145V233H144ZM156 234H157V235H156ZM194 234H193V235H194ZM225 234H226V235H225ZM62 235H64V233H63ZM169 235H170V236H169ZM219 235H220V236H219ZM223 235H225V236H223ZM227 235H228V236H227ZM167 236H169V237H167ZM172 236H173V237H172ZM226 236H227V238H225ZM241 236H242V237H241ZM142 237H143V236H142ZM166 237H167V238H166ZM202 237H203V238H202ZM220 237L222 238V240H220ZM228 237H229L230 239H231V238H232V239L235 238V239H234L235 242H233L232 239H231V240H232V241H231ZM237 237H238V238H237ZM246 237H247V238H246ZM127 239H126V240H127ZM141 239H142V240H141ZM159 239H161V238H159ZM171 239H170V240H171ZM178 239H179V240H178ZM199 239H200V240H199ZM201 239H202V241H201ZM224 239H225V240H224ZM238 239H240L241 243L238 241ZM214 240H215L217 243H216ZM223 240H224V241H223ZM245 240H246L247 242H246ZM166 241H168V242H167V244H168V243H169V240L167 239ZM186 241H187V242H186ZM200 241H201V243H200ZM220 241H223V242L220 243ZM225 241H226V242H225ZM228 241H229V242H228ZM236 241H238L239 243L236 242ZM197 242H199V245H200V246L198 245ZM202 242H203V243H202ZM214 242H215V243H214ZM244 242H245V243H244ZM154 243H156V244H154ZM226 243H227V244H226ZM242 243H244V244H242ZM126 244L128 245V247H127ZM201 244H202V245H201ZM216 244H218V245H216ZM240 244H241L242 246H241ZM65 245H66V244H65ZM142 245H143V247H142ZM178 245H179V246H178ZM219 245H220L221 247H220ZM235 245H234V247H235ZM243 245H244V246H243ZM155 246H157V249L155 248ZM169 246H168V247H169ZM218 246H219V247H218ZM228 246H227V250H228ZM67 247H68L67 245L64 246V248H66V249H67ZM121 247H122V248H121ZM126 247H127V248H126ZM148 247H149V248H148ZM153 247H154V248H153ZM168 247L166 246V248H168ZM180 247H182V248H180ZM231 247H230L229 249H231V251H232L233 248H231ZM260 247H261V248H260ZM161 248H160V249H161ZM173 248H174V249H173ZM175 248H176V249H175ZM198 248H199V249H198ZM200 248H201L202 250H201ZM218 248H219V249H218ZM241 248H242V249H241ZM251 248H253V249H251ZM126 249H127V250H126ZM129 249H130L131 251L128 252ZM134 249H136V250H134ZM146 249H147V250H146ZM152 249H153V250H152ZM162 249H163V248H162ZM247 249H248V250H247ZM91 250H92V249H91ZM91 250L88 251V254H87V255H88V256H90V254H91V256L93 255L92 257H93L94 259H92V258H91V259H92V260H96V255H98V253H97L95 250H92L93 253H92V252L90 253ZM139 250H140V252H139ZM144 250H145V251H144ZM175 250H176V251H175ZM182 250H183V249H182ZM199 250H200V251H199ZM220 250H221V251H220ZM258 250H259V251H258ZM126 251H127L128 253H127ZM154 251H155V252H154ZM147 252H150V253H147ZM153 252H154V253H153ZM224 252H225V251H224ZM228 252L230 253L229 250L227 251V253H228ZM250 252H251V253H250ZM89 253H90V254H89ZM173 253H175V255H174ZM180 253H182V251H181ZM243 253H244V255H243ZM247 253H249L250 255L247 254ZM148 254H149V255H148ZM255 254H256V255H255ZM106 255H108V254H106ZM106 255H104V258H103V259H106V258L108 259V258L112 255V252H111V254H109L110 256L107 257ZM150 255L153 256V257L150 258V257H151ZM211 255H212V256H211ZM227 255H228V254H227ZM227 255H226V256H227ZM252 255H253V256H252ZM137 256H138V255H137ZM149 256H150V257H149ZM214 256H215L216 258H214ZM226 256H225V257L223 256V259L225 258V259L223 260V261H224V264H236V263L238 264V263H239V262L237 261V257L230 256V254L228 255V256H230V257H227V258H226ZM247 256H248V257H247ZM259 256H260V257H259ZM97 257H98V256H97ZM146 257H149V258H146ZM232 257H233V258H232ZM249 257H251V258L249 259ZM256 257H257V258H256ZM89 258H90V257H89ZM111 258H112V256H111ZM156 258H157V259H156ZM170 258H171V259H170ZM245 258H246V259H245ZM107 259H106V260H107ZM109 259H110V258H109ZM139 259H140V258H139ZM147 259H148V260H147ZM234 259H235V260H234ZM242 259H243V260H242ZM210 260H211V261H210ZM162 261H163V262H162ZM152 262H153V263H152ZM155 262H156V263H155ZM177 262H178V263H177ZM189 262H188V264H190ZM244 262H243V263H244ZM5 264H19L16 255L8 254V255L5 257ZM22 264H25V261H24V260H22ZM183 264H184V263H183ZM186 264H187V263H186Z\"/></svg>","mask_w":264,"mask_h":264}]
</instances>
